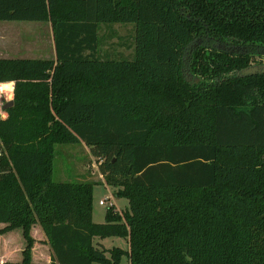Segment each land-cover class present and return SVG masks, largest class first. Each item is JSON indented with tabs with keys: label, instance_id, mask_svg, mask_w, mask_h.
<instances>
[{
	"label": "trees",
	"instance_id": "obj_1",
	"mask_svg": "<svg viewBox=\"0 0 264 264\" xmlns=\"http://www.w3.org/2000/svg\"><path fill=\"white\" fill-rule=\"evenodd\" d=\"M0 21L50 22L56 54L0 58V84L15 83L0 237L26 241L22 261L0 264H34L36 225L51 264H264V73L228 77L264 48V0H0ZM108 24L135 25L133 60L98 54ZM198 37L253 52L200 47L191 83L183 57ZM80 142L128 200L123 219L111 206L95 223L94 184L53 180L55 146ZM111 237L129 252L96 242Z\"/></svg>",
	"mask_w": 264,
	"mask_h": 264
},
{
	"label": "rangeland",
	"instance_id": "obj_2",
	"mask_svg": "<svg viewBox=\"0 0 264 264\" xmlns=\"http://www.w3.org/2000/svg\"><path fill=\"white\" fill-rule=\"evenodd\" d=\"M44 24L43 22L29 21H0V35H2V33H6V35L9 33L8 35L11 40L12 35L14 36V43H11V46L16 53L13 54V57L34 56L36 58H54L52 32L49 27L46 29ZM32 25H42L43 28L39 26L31 27ZM13 26L18 27L12 29ZM11 29L12 32L10 31ZM135 36L136 28L134 24L101 25L98 53L100 52L102 58L107 60H133L135 56ZM197 49H194V51ZM22 50L32 51L31 53L34 54H24L21 52ZM193 52L191 53V50H188L187 55L184 57L185 62L183 66L185 78H187L188 74L191 77V81L194 77L200 76L199 71L202 69L200 61L194 65ZM203 54H211V51L206 50ZM254 62H261L264 65V56L252 57L251 63ZM237 74V72L230 73L228 77L234 78ZM203 79L207 80L206 77ZM8 95H5V93L0 94L1 118L7 117V112L2 111L1 106L14 100L13 94H11V100L7 98ZM53 180L55 182H85L94 184L93 221L95 223L100 224L105 222L107 210L111 206H115L114 213L121 217V219L124 218L125 212L129 207V202L126 198L116 197L120 188L108 185L106 179L102 177L98 162L92 156L85 143H67L55 146ZM101 201H103L105 205L101 206ZM5 226V224H0V229ZM32 236L36 240L33 249L34 264H51V249L49 245L45 243L46 236L39 225H36L32 229ZM96 242H98L102 248L110 251L119 249L124 252H129L130 250L129 241L121 237L96 239ZM25 247L26 241L23 238L21 229H16L2 235L0 237V262L22 261V253ZM110 255L111 254L108 253V256ZM123 262H128V258L124 257Z\"/></svg>",
	"mask_w": 264,
	"mask_h": 264
},
{
	"label": "flooded vegetation",
	"instance_id": "obj_3",
	"mask_svg": "<svg viewBox=\"0 0 264 264\" xmlns=\"http://www.w3.org/2000/svg\"><path fill=\"white\" fill-rule=\"evenodd\" d=\"M200 47H204L206 48L205 50H211V49H217L219 51H222V52H225V53H229L231 51H238L237 48L240 47V48H245L247 52L245 53H252L253 52V48L250 47V46H246V45H238V44H234V43H231V42H228V41H219V40H211L207 37H198L196 38L195 40H193L191 42V44L187 47L185 53H184V57L187 55V52L188 50H191V53L194 51V49H197V48H200ZM261 49H258L257 50V53L254 54V56L256 57H261L262 55L258 54V52H260ZM239 52L241 53L242 50L240 49ZM232 55V54H231ZM236 55V54H234ZM183 57L184 59V62H185V58ZM251 66H264L261 62H254L251 64ZM183 72H184V69H183ZM185 76V74H184ZM191 77L187 74V80L190 81L191 83L193 82L194 78L190 79ZM197 80V79H196Z\"/></svg>",
	"mask_w": 264,
	"mask_h": 264
},
{
	"label": "crops",
	"instance_id": "obj_4",
	"mask_svg": "<svg viewBox=\"0 0 264 264\" xmlns=\"http://www.w3.org/2000/svg\"><path fill=\"white\" fill-rule=\"evenodd\" d=\"M45 23L44 24V27H49L50 31L52 32V36H53V30H52V26H51V23L50 22H43ZM42 27V25H32L31 27ZM18 26H13L12 29L16 28ZM22 27V26H21ZM43 28V27H42ZM12 29L10 30L12 32ZM9 34V33H8ZM6 35V33H2V35H0V58H3V59H16V58H20V59H46V57H34V56H31V57H25V56H22V57H13L14 53H16V51L14 50V48H12L11 46V43H14V36L12 35V40L10 38L9 35ZM53 38V43H54V36L52 37ZM53 50H54V58H47V59H55V45L53 44ZM22 50L21 52L24 53V54H34V53H31L30 51H24ZM20 52V53H21ZM106 52V51H105ZM18 53V54H20ZM98 54H101L100 52ZM37 55V54H35ZM39 55V54H38ZM102 56V54H101Z\"/></svg>",
	"mask_w": 264,
	"mask_h": 264
},
{
	"label": "water",
	"instance_id": "obj_5",
	"mask_svg": "<svg viewBox=\"0 0 264 264\" xmlns=\"http://www.w3.org/2000/svg\"><path fill=\"white\" fill-rule=\"evenodd\" d=\"M242 50V52L240 53L239 50ZM238 51H231L230 54L234 55H244V54H249L250 52L248 53H245L247 52L245 48H240L238 47L237 48ZM258 54L264 56V48L261 49L260 52H258ZM264 73V66H250L244 70H242L241 72H239L237 74L238 77H248V76H252V75H255V74H262ZM188 81V80H187ZM199 80L197 79L196 82H198ZM14 105V100H11L9 101L7 104H5L4 106H1V110L2 111H7L10 107H12ZM2 116V113L0 111V118ZM116 197H118V194H116Z\"/></svg>",
	"mask_w": 264,
	"mask_h": 264
},
{
	"label": "built area",
	"instance_id": "obj_6",
	"mask_svg": "<svg viewBox=\"0 0 264 264\" xmlns=\"http://www.w3.org/2000/svg\"><path fill=\"white\" fill-rule=\"evenodd\" d=\"M3 84H11V85H12V90H11V92H10L9 95L14 94V89H15V83H14V82H10V83H1V84H0V94H4V92L2 91V86H3ZM5 95H8V94L5 93ZM102 177H103V176H102ZM100 205L103 206V205H105V203H104L103 201H101V202H100Z\"/></svg>",
	"mask_w": 264,
	"mask_h": 264
},
{
	"label": "bare ground",
	"instance_id": "obj_7",
	"mask_svg": "<svg viewBox=\"0 0 264 264\" xmlns=\"http://www.w3.org/2000/svg\"><path fill=\"white\" fill-rule=\"evenodd\" d=\"M12 90V85L11 84H3L2 86V91L6 94H10ZM9 96V95H8Z\"/></svg>",
	"mask_w": 264,
	"mask_h": 264
},
{
	"label": "clouds",
	"instance_id": "obj_8",
	"mask_svg": "<svg viewBox=\"0 0 264 264\" xmlns=\"http://www.w3.org/2000/svg\"><path fill=\"white\" fill-rule=\"evenodd\" d=\"M7 98H8L9 100H11V99H12V96H11V95H9Z\"/></svg>",
	"mask_w": 264,
	"mask_h": 264
}]
</instances>
